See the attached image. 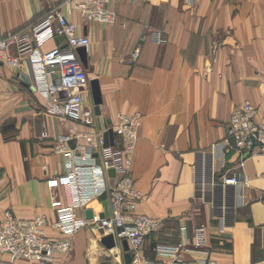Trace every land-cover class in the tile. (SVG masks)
Instances as JSON below:
<instances>
[{
	"label": "crops",
	"instance_id": "obj_1",
	"mask_svg": "<svg viewBox=\"0 0 264 264\" xmlns=\"http://www.w3.org/2000/svg\"><path fill=\"white\" fill-rule=\"evenodd\" d=\"M63 1L0 0V36L39 21ZM110 8L116 19L109 25L84 23L70 4L61 12L90 41L85 70L88 82L98 81L102 98L100 115L93 109V131L109 126L116 113L141 115L132 177L141 195L138 210L160 221L144 241V256L167 263L156 247L190 240L202 222L210 259L264 264V154L239 156L227 135L231 112L245 101L257 109V120L264 117V0H133ZM155 32L165 43L154 42ZM56 44L48 41L42 49ZM136 49L140 54L132 60ZM88 100L93 108L90 90ZM44 104L28 65L17 70L0 64V217L10 210L23 219L54 218L46 180L64 171L54 147L67 137L73 149L83 142L76 134L87 128L46 114ZM200 176L206 185L197 189ZM223 176H236L240 184L222 188ZM88 209L100 215L102 203L93 201ZM45 233L67 238L50 228ZM103 236L82 229L69 238L65 257L56 255L51 264H100L104 252L112 264H123L121 245L108 251ZM196 258L184 255L186 264H198ZM7 259L0 255V264Z\"/></svg>",
	"mask_w": 264,
	"mask_h": 264
},
{
	"label": "built area",
	"instance_id": "obj_2",
	"mask_svg": "<svg viewBox=\"0 0 264 264\" xmlns=\"http://www.w3.org/2000/svg\"><path fill=\"white\" fill-rule=\"evenodd\" d=\"M125 1L133 0H64L49 8L39 21L18 32L0 36V64L17 70L28 65L34 90L45 101L44 112L88 129L76 134L83 142L73 149L67 137H60L54 147L55 153L62 156L64 167L61 175L46 180L54 218L39 215L23 219L10 210L1 215L0 255L8 257L1 264H17L18 261L51 264L56 255L65 257L69 252V238L87 227L112 235L118 248L125 240L132 255L130 264H155L144 256L143 244L159 229L160 221L138 210L141 195L132 177L141 115L116 113L109 126L99 132L93 131L88 77L77 54L80 47L87 51L90 41L61 12L62 5L70 4L84 23L109 25L116 19L111 5ZM153 40L157 44L165 43L159 32L153 33ZM48 41L57 44L43 50ZM11 50L17 54L12 55ZM139 54L140 49H136L131 59L136 60ZM256 117L257 109L249 101L235 107L229 116L227 135L233 140V148L239 156L253 152L264 154V117L258 120ZM107 129L112 130L113 143L104 147L102 135ZM41 137H46V132L43 131ZM109 170L114 171V176L108 175ZM239 184L236 176L221 177L222 188ZM205 185L201 176L195 180L197 189ZM57 189L63 192L62 198L56 195ZM102 194L107 197L108 216L93 214L87 219L83 213L78 214ZM217 219L219 231L223 233L226 228L224 216ZM47 228L67 238L50 239L45 233ZM206 246L207 226L199 222L193 227L190 240L185 239L174 246L160 245L155 250L169 259L164 264H186L185 254H195L198 264H220L209 258Z\"/></svg>",
	"mask_w": 264,
	"mask_h": 264
},
{
	"label": "water",
	"instance_id": "obj_3",
	"mask_svg": "<svg viewBox=\"0 0 264 264\" xmlns=\"http://www.w3.org/2000/svg\"><path fill=\"white\" fill-rule=\"evenodd\" d=\"M77 54L84 66V68L87 67V53L85 48L80 47L77 49ZM89 90H90V96H91V100H92V105H93V109H94V113L96 115H100V105L102 103V98H101V92H100V88H99V83L96 79H92L89 81ZM103 145L104 147L112 145L113 143V133L111 129H107L103 135ZM108 175L110 177L114 176V171L113 170H109L108 171ZM98 201L102 203V207H103V213H100V217L103 216H108V205H107V197L106 194H102L99 198ZM93 216V213L91 210H86L85 211V217L87 219H91ZM101 244L102 246L110 251L112 249H114L116 247L113 236L112 235H106L103 236L101 238ZM121 248H122V263L123 264H130L131 259H132V255L128 252V245L126 243L125 240H122L121 242ZM100 264H112L111 260L109 257H106L105 260L103 262H101Z\"/></svg>",
	"mask_w": 264,
	"mask_h": 264
},
{
	"label": "rangeland",
	"instance_id": "obj_4",
	"mask_svg": "<svg viewBox=\"0 0 264 264\" xmlns=\"http://www.w3.org/2000/svg\"><path fill=\"white\" fill-rule=\"evenodd\" d=\"M104 253H106V254H103V255L100 257V260H101L100 263L104 261V258H105L104 255H107V253L109 254V252H104ZM110 254H111V253H110Z\"/></svg>",
	"mask_w": 264,
	"mask_h": 264
}]
</instances>
